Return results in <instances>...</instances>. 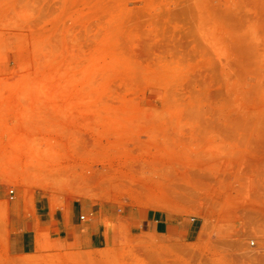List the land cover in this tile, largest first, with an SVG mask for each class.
Segmentation results:
<instances>
[{
    "label": "rangeland",
    "instance_id": "rangeland-1",
    "mask_svg": "<svg viewBox=\"0 0 264 264\" xmlns=\"http://www.w3.org/2000/svg\"><path fill=\"white\" fill-rule=\"evenodd\" d=\"M0 187L117 213L0 264H264V0H0Z\"/></svg>",
    "mask_w": 264,
    "mask_h": 264
},
{
    "label": "crops",
    "instance_id": "crops-1",
    "mask_svg": "<svg viewBox=\"0 0 264 264\" xmlns=\"http://www.w3.org/2000/svg\"><path fill=\"white\" fill-rule=\"evenodd\" d=\"M31 196L21 189L9 196L0 187V206L7 203L4 220L7 250L11 255H28L61 241L100 248L107 243V220L117 217L114 207L100 200L74 199L64 207H56L45 194L33 191ZM128 213L146 218L159 233H168L171 223L163 211ZM81 216H84L83 218ZM180 233V232H179Z\"/></svg>",
    "mask_w": 264,
    "mask_h": 264
},
{
    "label": "built area",
    "instance_id": "built-area-1",
    "mask_svg": "<svg viewBox=\"0 0 264 264\" xmlns=\"http://www.w3.org/2000/svg\"><path fill=\"white\" fill-rule=\"evenodd\" d=\"M13 191H14V189L12 188V189H10V193L12 194L13 193ZM82 218L84 217V216H81Z\"/></svg>",
    "mask_w": 264,
    "mask_h": 264
}]
</instances>
